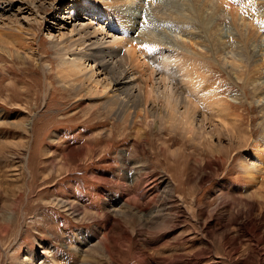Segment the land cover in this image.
Wrapping results in <instances>:
<instances>
[{
  "label": "rangeland",
  "instance_id": "obj_1",
  "mask_svg": "<svg viewBox=\"0 0 264 264\" xmlns=\"http://www.w3.org/2000/svg\"><path fill=\"white\" fill-rule=\"evenodd\" d=\"M112 1L37 0L40 17L26 5L17 18L16 6L2 17L36 33V52L0 56V264H264V175L246 180L240 166L264 168L263 0H212L231 24L212 35L242 47L237 60L212 51L215 37L206 54L199 40L178 36L213 60L209 81L221 83L222 98L235 106L227 128L201 107L205 145L181 132L124 125L102 103L65 90L56 64L50 73L39 66L54 61L51 41L69 36L71 21L89 20L87 8L107 16L98 7ZM119 1L112 17L121 9L131 16L135 0ZM172 3L136 0L141 16L123 39L143 31L173 41L176 32L159 25V16L172 20L178 10ZM248 5L259 18L243 11ZM130 173L137 183L125 193Z\"/></svg>",
  "mask_w": 264,
  "mask_h": 264
},
{
  "label": "bare ground",
  "instance_id": "obj_2",
  "mask_svg": "<svg viewBox=\"0 0 264 264\" xmlns=\"http://www.w3.org/2000/svg\"><path fill=\"white\" fill-rule=\"evenodd\" d=\"M73 1L84 6L92 2V0ZM118 1H112L113 4L107 5L108 9L101 10L98 7V11L107 16L87 8L91 12L89 20L79 24L71 21L72 27L69 36L60 34L58 40L51 41L50 46L55 54L54 61L49 64L41 62L39 66L50 73L52 70H50V66L56 64L57 79L65 90L71 91L79 97H86L91 103L95 101L102 103L108 115L111 118L117 116V120L119 119L124 125L137 124V126L147 129L167 130L173 134L181 132L191 142L198 143L199 141L200 145L207 144L209 141L205 131L207 118L201 110L215 112L220 117L222 126L227 128L226 119H229V115H236L234 113L235 106L233 107L222 98L221 83L209 81L212 69L210 66H213V60L197 52H192L186 44L179 40L178 36L184 32L183 36L199 40L198 45L206 49V54L211 53L209 47L215 41V47L212 50L215 54L223 56L229 51L233 60H237L236 52L242 51L243 48L234 41H226L225 37L223 39V34L222 36L220 33L217 36L212 35L215 28L230 24L229 13L222 10L212 0H208L210 3L208 6L207 4L201 5L199 3L201 0H178V2L168 0L170 3L173 2L171 5L178 10L172 12L175 15V17L171 16L172 20L158 15L162 23L159 25L176 32L173 41L168 42L166 39L165 41L163 39L154 41L156 38L152 34L151 38L147 35L148 32L144 33L143 31L136 38L123 39V31H132L133 23L141 16H139L138 6L140 4L137 3L138 5L132 8L136 0L131 2L128 6V8L131 7L130 11L133 10L132 14L130 13L131 16L121 9V16L112 17V13L120 9L117 8ZM156 1L159 3L161 0ZM52 3H55L54 0ZM36 4L37 0H0L1 57L8 56L13 60H21V58H26V51L36 52V48L34 49L36 33L29 34L27 33L29 30L22 28L19 24L2 21L7 10L15 6L18 8L12 15L14 18L23 12L25 5L29 11L40 17L43 10L35 7ZM249 6L243 11L255 13V16L259 18L260 15L256 12L260 9L255 11L256 7L252 6V10H250ZM145 11L146 9L143 13ZM148 11H150L149 8ZM156 12L154 11V13ZM260 20L258 19V24ZM124 21L127 22L123 24ZM143 21L145 22L144 18ZM144 25L148 24L144 23ZM198 29L200 32H196ZM210 36L211 38L215 37L214 41H211L212 43ZM238 38L246 41L243 40L242 35H238ZM257 56L259 57L256 55L248 63L250 69L259 62ZM251 72L248 71L249 74ZM238 78L240 79L239 75ZM259 108L264 115V103ZM200 113L203 117L201 120L198 117ZM240 164L246 180L254 181L257 175L260 176V173L264 175V168H261L258 163L248 165L242 161ZM136 180L134 174H128L122 185L123 191L125 193L130 191L131 186L136 185ZM8 227L9 224L6 229Z\"/></svg>",
  "mask_w": 264,
  "mask_h": 264
}]
</instances>
